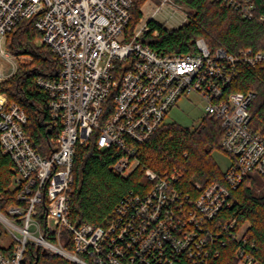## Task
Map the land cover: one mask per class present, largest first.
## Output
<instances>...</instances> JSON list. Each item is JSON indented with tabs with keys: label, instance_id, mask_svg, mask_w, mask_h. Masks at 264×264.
Segmentation results:
<instances>
[{
	"label": "built area",
	"instance_id": "built-area-1",
	"mask_svg": "<svg viewBox=\"0 0 264 264\" xmlns=\"http://www.w3.org/2000/svg\"><path fill=\"white\" fill-rule=\"evenodd\" d=\"M254 16L252 0H221ZM133 0H0V82L18 70L21 55L7 47L9 32L22 19H33L59 61L55 77L36 81L48 94L57 131L50 152H37L26 134L27 115L0 92V149L11 157L12 187L19 201L0 212L11 236L0 264H24L29 244L77 264H210L219 245L235 242L237 264H258L246 238L247 223L237 219L211 224L231 205V190L250 174L264 176V135L250 127L254 92L231 91L238 64L264 65V51L251 47L237 54L212 51L203 37L193 52H159L141 38L150 20L174 0H144L142 17L131 32ZM262 18V17H261ZM157 34V30L154 31ZM197 94L205 116L223 128L221 146L230 156L224 182H213L197 194L177 189V171L160 175L144 167L153 185L131 192L115 207L105 227L69 221L70 191L76 147L95 138L98 149L122 154L115 168L128 176L139 164L138 145L163 124L182 96ZM46 203L44 222L39 205ZM72 233L73 250L64 246L62 231ZM1 241V238H0Z\"/></svg>",
	"mask_w": 264,
	"mask_h": 264
},
{
	"label": "trees",
	"instance_id": "trees-1",
	"mask_svg": "<svg viewBox=\"0 0 264 264\" xmlns=\"http://www.w3.org/2000/svg\"><path fill=\"white\" fill-rule=\"evenodd\" d=\"M189 9L188 21L174 29L150 20L151 30L141 40L159 52H193L195 40L203 37L212 51L219 47L237 54L243 48L264 51V0H252L254 16L244 17L235 7L221 0H176ZM144 0H133L131 19L127 31L131 32L142 17L140 11ZM262 17V18H261ZM157 30V34L154 31ZM41 33L33 19H22L9 32L7 47L15 55H27L29 63L21 64L17 72L7 81L0 82V92L7 95L11 103L24 109L27 122L24 126L33 148L40 154L52 151L57 131L48 107L47 91L37 85L39 77H55L59 61L52 50L40 42ZM239 73L234 78L231 91H252L255 94L249 111L250 127L264 135V65L238 64ZM223 128L218 119L205 116L195 128L178 123L163 124L152 136L138 145L136 156L139 164L128 175L123 176L115 164L121 157L116 148L98 149L95 138L89 144L76 147L73 162V182L70 191L69 221L74 226L90 223L105 227L112 218L116 205L129 193H144L153 185L144 167L165 175L177 171V189L197 194L196 183L202 188L210 183L224 182V171L213 157L214 150H222ZM15 173L11 157L0 149V212L8 215L9 207L17 204L16 191L12 187ZM264 176L250 174L237 188L231 190L229 202L212 219L211 224L237 219L247 223L248 246L258 264H264ZM46 203L39 205L40 220L44 222ZM1 238V232H0ZM64 246L73 250L72 233L62 231ZM0 245L1 251H9ZM236 243L228 241L219 245V256H212L210 264H237ZM37 255L39 258L37 259ZM24 264H74L62 256L29 244L24 254ZM179 264H187L181 258Z\"/></svg>",
	"mask_w": 264,
	"mask_h": 264
},
{
	"label": "rangeland",
	"instance_id": "rangeland-1",
	"mask_svg": "<svg viewBox=\"0 0 264 264\" xmlns=\"http://www.w3.org/2000/svg\"><path fill=\"white\" fill-rule=\"evenodd\" d=\"M174 6L165 5L160 12L154 16V20L165 25L167 28H177L185 24L189 19V9L174 0ZM32 58L27 55H21V64L29 63ZM19 65V67H20ZM18 67V68H19ZM8 80V79H7ZM3 80V81H7ZM2 81V82H3ZM205 102L197 94H189L178 99L177 103L167 112L164 119L166 123H178L182 126L195 128L205 117ZM213 157L222 171H226L230 165V156L222 150H214ZM259 191L264 189L259 188ZM1 245H8L11 240L4 224L0 221ZM77 264V263H74Z\"/></svg>",
	"mask_w": 264,
	"mask_h": 264
},
{
	"label": "water",
	"instance_id": "water-1",
	"mask_svg": "<svg viewBox=\"0 0 264 264\" xmlns=\"http://www.w3.org/2000/svg\"><path fill=\"white\" fill-rule=\"evenodd\" d=\"M39 248H40V247L38 246V247H37V250H39ZM38 258H39V256L37 255V259H38Z\"/></svg>",
	"mask_w": 264,
	"mask_h": 264
}]
</instances>
